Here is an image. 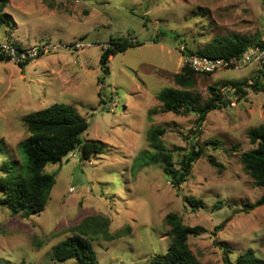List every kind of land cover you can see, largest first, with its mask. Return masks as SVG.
Masks as SVG:
<instances>
[{"label": "rangeland", "instance_id": "1", "mask_svg": "<svg viewBox=\"0 0 264 264\" xmlns=\"http://www.w3.org/2000/svg\"><path fill=\"white\" fill-rule=\"evenodd\" d=\"M1 12L11 25L0 26V41L91 44L48 51L23 65L0 60V164L22 160L19 143L28 134L22 117L54 101L74 105L88 120L81 137L103 145L90 159H81L76 148L67 160L45 165L55 182L41 212L22 216L0 205L1 258L77 264L75 257L53 258L52 247L83 230L97 264H151L167 250L166 214L174 212L183 223L205 227L188 236L201 264H224L226 256L233 261L248 248L264 264V204L245 203L258 198L262 187L240 161L254 146L249 128L264 125V90L246 86L241 95L231 85L253 82L260 65L196 73L191 89L201 103L212 87L228 100L207 112L193 139L196 114L161 112L157 98L163 87L179 86L174 74L184 62L181 45L195 49L215 35L264 36V0H7ZM120 36L140 43L111 55L103 74L101 49ZM153 125L163 126L161 138L175 166L191 141L203 146L178 185L169 182L162 161L140 157L154 149L147 138ZM209 154L220 164H212ZM187 196L203 204L193 207ZM122 227V235L107 237Z\"/></svg>", "mask_w": 264, "mask_h": 264}, {"label": "trees", "instance_id": "2", "mask_svg": "<svg viewBox=\"0 0 264 264\" xmlns=\"http://www.w3.org/2000/svg\"><path fill=\"white\" fill-rule=\"evenodd\" d=\"M5 2L6 0H1L0 7H3ZM5 14L4 12L0 13V24L8 22ZM157 35L159 34L157 33ZM178 36V33H174L175 39ZM139 43L132 36L110 37L99 55V64L103 74L109 71L108 61L111 55ZM256 45L264 46V36L256 38L238 34L215 35L203 46L195 49L183 45L181 53L183 55L199 53L208 56H239L248 47ZM2 59L0 58V60ZM26 62L28 61L18 64L23 65ZM198 72L211 73L196 71L184 61L180 70L174 74V80L179 86H165L157 93V98L161 102L159 108L161 112L172 111L177 114L194 112L196 114L192 139L200 133V125L207 112L221 107L228 100L227 97H224L225 92H221L217 87H212L215 91H212L211 95L201 103L200 94L191 89L195 84V77ZM231 85L235 92L241 95L246 93V86H251L255 90H264V62L260 64L253 82L249 83L243 79L232 81ZM22 120L28 132L19 143L23 156L22 160H10L0 164V205L22 216H27L41 212L49 198L55 176L53 173L44 170L47 163L67 160L70 152L76 148L81 159H90L93 154L103 150V145L99 141L86 140L81 137V134L88 127V120L70 103L54 101L45 107L25 114ZM163 133L164 128L161 125H153L147 130V138L154 149L151 151L142 150L140 157H149L151 162L162 161V168L167 178L170 177L169 180L172 185H178L189 175L193 162L203 154V146L191 141L190 146L182 153L179 166H175L172 162V154L161 138ZM248 136L254 146L241 153L240 161L255 184L262 187V193L258 198L253 202H245L248 206L255 207L264 204V125L259 124L249 128ZM235 147L233 144L231 148L235 149ZM208 160L212 164H220L212 154L208 155ZM186 198L193 207L203 204L201 198L188 196ZM91 216L93 217L92 220L99 219L98 215ZM166 221L170 225L167 250L163 253H156L150 260L151 264H201L189 246L188 236L205 231V227L198 224L183 223L174 212L166 214ZM105 222L107 224L106 218ZM81 223L82 220L76 228ZM83 232V230L82 232L75 231L54 244L52 247L53 258L61 261L75 257L77 264H97L96 251L91 241L82 234ZM123 233L124 228L122 227L113 233H109L107 237L113 238ZM0 264L31 263L23 260L10 262L9 259L0 257ZM224 264H263V262L256 257L252 248H248L237 254L233 261L227 256L224 257Z\"/></svg>", "mask_w": 264, "mask_h": 264}, {"label": "built area", "instance_id": "3", "mask_svg": "<svg viewBox=\"0 0 264 264\" xmlns=\"http://www.w3.org/2000/svg\"><path fill=\"white\" fill-rule=\"evenodd\" d=\"M90 44L91 43L87 41L75 40L72 43L42 41L37 44L24 45L18 44L15 41L4 40L0 41V58L19 63L30 61L42 53L59 48L68 49L72 47L81 49ZM182 49L183 46L181 45V50ZM183 56L184 61L196 71L214 72L220 69H239L254 64L260 65L264 62V46H250L239 56H208L199 53H191ZM69 190L73 191V187L70 186Z\"/></svg>", "mask_w": 264, "mask_h": 264}, {"label": "crops", "instance_id": "4", "mask_svg": "<svg viewBox=\"0 0 264 264\" xmlns=\"http://www.w3.org/2000/svg\"><path fill=\"white\" fill-rule=\"evenodd\" d=\"M6 2H7V0H6ZM6 2H5V4H6ZM4 4V5H5ZM8 19V22H2L1 24H0V26H2V25H5V28L6 29H8L9 27H10V25H11V20H9V18H7ZM15 41V40H14ZM15 42H17V43H19V41H15ZM21 42V41H20ZM32 42H34V41H32ZM19 44H21V43H19ZM30 45V44H34V43H26L25 45ZM29 62V61H28Z\"/></svg>", "mask_w": 264, "mask_h": 264}]
</instances>
